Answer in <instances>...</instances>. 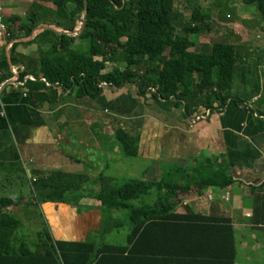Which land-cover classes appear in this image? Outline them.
<instances>
[{
    "label": "crops",
    "instance_id": "crops-1",
    "mask_svg": "<svg viewBox=\"0 0 264 264\" xmlns=\"http://www.w3.org/2000/svg\"><path fill=\"white\" fill-rule=\"evenodd\" d=\"M0 5L11 33L0 47V61L9 64V70L0 72V197L23 198L16 215L25 234L47 228L57 241L106 242L97 198L103 187L156 183L168 170H194L206 160H217L228 166L234 184L181 194L175 212L230 220L245 259L257 263L262 258L264 226L253 222L255 205L264 198V127L252 112L264 114V37L257 34L258 27L236 24L225 29L228 41L246 53L235 68L231 94L247 107L208 117L201 109L185 116L182 109L140 95L136 85H105L96 99L79 98L63 86L35 91L40 73L31 56L39 45L27 44L46 31L78 37L84 14L68 31L57 26H72L66 9L51 1L0 0ZM67 7L73 10L71 4ZM31 16H38V25L27 36ZM202 45H208L206 36ZM25 62L32 87L19 84ZM118 131L137 139V157L125 155ZM24 187L26 195L19 190Z\"/></svg>",
    "mask_w": 264,
    "mask_h": 264
},
{
    "label": "trees",
    "instance_id": "trees-1",
    "mask_svg": "<svg viewBox=\"0 0 264 264\" xmlns=\"http://www.w3.org/2000/svg\"><path fill=\"white\" fill-rule=\"evenodd\" d=\"M41 1L66 9V21L72 26H57L68 31H73L86 11L85 28L76 38L46 31L27 44L39 45L31 57L40 74L35 76L36 85L31 83L25 62L19 84L35 85V91L48 85L63 86L79 98L91 99L99 97L105 85H136L140 95L182 109L185 116L201 109L221 115L247 107L231 94L235 68L245 60L240 48L214 38L209 45L199 46L200 39L212 32L214 15L224 9L216 4L214 13L215 0ZM182 2L187 12L181 11ZM205 2L209 7H204ZM241 2L255 7L264 21V0ZM37 18L28 17L27 36L38 25ZM118 50L123 53L121 58H116ZM2 63L0 72L9 70L8 62ZM108 63L125 67L116 66L107 73ZM140 67L146 70L138 73ZM252 112L264 127V114ZM116 137L127 157L138 156L137 139L123 131ZM233 184L224 162L206 160L194 170H168L156 183L134 181L119 189L103 187L97 195L103 210L101 236L106 239L113 229H123L125 223L111 214L124 212L130 232L123 245L92 239L57 241L47 228L25 234L16 215L23 198L0 197V264H237L242 241L230 220L203 217L189 210L175 212L181 194ZM254 212V224L264 226V198L257 201Z\"/></svg>",
    "mask_w": 264,
    "mask_h": 264
},
{
    "label": "rangeland",
    "instance_id": "rangeland-1",
    "mask_svg": "<svg viewBox=\"0 0 264 264\" xmlns=\"http://www.w3.org/2000/svg\"><path fill=\"white\" fill-rule=\"evenodd\" d=\"M208 2L203 3L204 7H209V5L207 4ZM216 4H220L221 8H224L223 11H219L218 13H216V15H214V19L212 21V32L210 33H206L204 36L207 37L208 40V45L211 42V40L214 39H224L226 41H222L223 43H227V44H231L233 45L232 41H228V31H226L225 29H227L228 27L230 29L233 30V27L236 24H246L249 29L251 28H257V34L259 33L260 35H262V37H264V21L261 19V17L259 16L258 12L255 10V7H251V6H244L242 5L241 0H215V4L212 6L214 7V9L212 8L213 12H217L215 11ZM187 7L185 6L184 2L180 3V9L183 12H187L185 11ZM246 13V14H245ZM188 15V14H187ZM244 15H248L246 17H243ZM248 19L247 21H245L244 23H242V21H244V19ZM188 20V19H187ZM240 20V21H239ZM241 22V23H240ZM6 25V24H5ZM257 37V36H255ZM245 51H242V49L240 50V54L242 56H245ZM122 52L121 50H118L116 58H121L122 56ZM117 61V60H116ZM121 67V64L119 65V63L117 64H113V63H108L107 64V69L106 71H111L114 67ZM125 66L123 65L121 68H124ZM145 67H140L138 68L136 71L139 72H143L145 71ZM132 159H130L131 161ZM22 193L27 192V189L24 188H20L19 189ZM111 216L113 217V219L117 220V221H121L124 224L123 229H113L112 233H110L109 235H107L106 237V242L110 243V244H126L127 243V235L130 232L129 229V224L125 221V216L126 213L124 212H117V211H113ZM115 224L114 222H112V225ZM27 234V233H26ZM31 235V234H30ZM262 237V236H260ZM245 238L248 240L251 239V236L246 235ZM263 238V237H262ZM264 241V238L263 240ZM239 256H238V262L242 264H264V252L262 253V258L257 262V263H252L251 261H248L245 259L247 253L246 251L241 252V249L239 247ZM244 258V260L242 259Z\"/></svg>",
    "mask_w": 264,
    "mask_h": 264
},
{
    "label": "built area",
    "instance_id": "built-area-1",
    "mask_svg": "<svg viewBox=\"0 0 264 264\" xmlns=\"http://www.w3.org/2000/svg\"><path fill=\"white\" fill-rule=\"evenodd\" d=\"M11 38V33L9 32L7 26L4 23V10L2 8V6L0 5V47L3 43H5L6 40H9ZM206 115L205 116H209L210 115V111H205ZM226 200L228 201L229 198L227 197Z\"/></svg>",
    "mask_w": 264,
    "mask_h": 264
},
{
    "label": "water",
    "instance_id": "water-1",
    "mask_svg": "<svg viewBox=\"0 0 264 264\" xmlns=\"http://www.w3.org/2000/svg\"><path fill=\"white\" fill-rule=\"evenodd\" d=\"M86 5V9H87V4L85 3ZM87 20V13L85 11V14H84V18H83V23H82V28H81V32H83L84 28H85V22Z\"/></svg>",
    "mask_w": 264,
    "mask_h": 264
}]
</instances>
